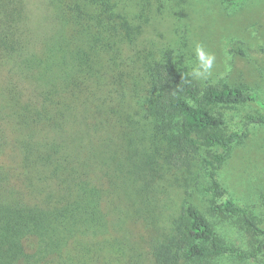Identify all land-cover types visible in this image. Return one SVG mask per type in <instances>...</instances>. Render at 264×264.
Instances as JSON below:
<instances>
[{
    "label": "trees",
    "instance_id": "1",
    "mask_svg": "<svg viewBox=\"0 0 264 264\" xmlns=\"http://www.w3.org/2000/svg\"><path fill=\"white\" fill-rule=\"evenodd\" d=\"M49 5L51 18L32 21L27 0H0V264H66L68 246L101 235L136 170L190 171L197 161L207 169L212 210L264 236L218 175L249 127L264 124L259 95L202 85L171 55L142 59L135 47L144 25L117 0ZM246 104L262 112L226 131L223 111ZM163 240L151 247V264L264 254V243L252 254L224 246L192 204Z\"/></svg>",
    "mask_w": 264,
    "mask_h": 264
},
{
    "label": "rangeland",
    "instance_id": "2",
    "mask_svg": "<svg viewBox=\"0 0 264 264\" xmlns=\"http://www.w3.org/2000/svg\"><path fill=\"white\" fill-rule=\"evenodd\" d=\"M117 1L134 24L144 25L135 47L142 59L171 55L200 84L227 83L259 95L264 102V0H245L233 10L229 0ZM49 3L27 0L29 18L46 22L54 13ZM197 44L215 56L206 79L192 75L200 66ZM223 112L230 132L244 127L246 116L262 110L246 104ZM218 175L228 198L247 206L264 227V124L249 127L248 136L231 150ZM132 176L127 195L116 196L101 235L77 248L68 246L66 264H151V247L170 235L190 204L207 216L224 246L252 254L264 243V236L243 228L238 216L212 210L211 196L204 191L207 169L201 161L190 171L145 167ZM205 264H264V254L246 260L232 255L210 258Z\"/></svg>",
    "mask_w": 264,
    "mask_h": 264
},
{
    "label": "clouds",
    "instance_id": "3",
    "mask_svg": "<svg viewBox=\"0 0 264 264\" xmlns=\"http://www.w3.org/2000/svg\"><path fill=\"white\" fill-rule=\"evenodd\" d=\"M196 53L200 61L199 68L193 70L192 75L195 78H207L211 74L210 70L215 61V56L213 54H206L202 45H196Z\"/></svg>",
    "mask_w": 264,
    "mask_h": 264
}]
</instances>
